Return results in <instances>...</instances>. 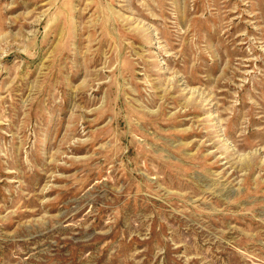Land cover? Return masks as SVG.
Masks as SVG:
<instances>
[{
    "label": "rangeland",
    "instance_id": "374dc122",
    "mask_svg": "<svg viewBox=\"0 0 264 264\" xmlns=\"http://www.w3.org/2000/svg\"><path fill=\"white\" fill-rule=\"evenodd\" d=\"M0 264H264V0H0Z\"/></svg>",
    "mask_w": 264,
    "mask_h": 264
}]
</instances>
